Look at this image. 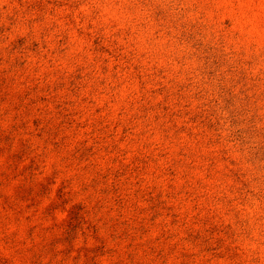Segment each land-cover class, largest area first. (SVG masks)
Wrapping results in <instances>:
<instances>
[{"label": "rangeland", "instance_id": "rangeland-1", "mask_svg": "<svg viewBox=\"0 0 264 264\" xmlns=\"http://www.w3.org/2000/svg\"><path fill=\"white\" fill-rule=\"evenodd\" d=\"M0 264H264V0H0Z\"/></svg>", "mask_w": 264, "mask_h": 264}]
</instances>
